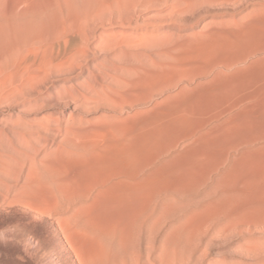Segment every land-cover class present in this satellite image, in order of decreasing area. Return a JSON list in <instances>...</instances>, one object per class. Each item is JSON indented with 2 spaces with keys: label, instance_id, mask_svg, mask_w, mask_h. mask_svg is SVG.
<instances>
[{
  "label": "rangeland",
  "instance_id": "obj_1",
  "mask_svg": "<svg viewBox=\"0 0 264 264\" xmlns=\"http://www.w3.org/2000/svg\"><path fill=\"white\" fill-rule=\"evenodd\" d=\"M24 1L5 9L15 23L0 66V264H264V123H245L246 100L264 104V0H99L96 16L86 0ZM85 17L89 28L76 27ZM200 80L193 181L160 148L196 126L186 113ZM126 164L134 206L109 185L99 193ZM148 198L150 227L108 239Z\"/></svg>",
  "mask_w": 264,
  "mask_h": 264
},
{
  "label": "bare ground",
  "instance_id": "obj_2",
  "mask_svg": "<svg viewBox=\"0 0 264 264\" xmlns=\"http://www.w3.org/2000/svg\"><path fill=\"white\" fill-rule=\"evenodd\" d=\"M13 1V0H12ZM15 1V0H14ZM25 2L24 0H16V2ZM85 1V0H84ZM86 1H89L88 3H90V8L94 9L93 10V16H96L98 14H100L101 12V5H99L101 2L99 0H86ZM85 1V3H87ZM99 1V2H98ZM111 1V0H110ZM113 1V0H112ZM111 1V3H112ZM124 0H114L113 3L119 7L120 5H122V2ZM11 2V1H10ZM9 0H0V51L1 54H0V66L2 65H6L7 62L9 61V52H8V49L10 46H12V38H11V34H12V31H13V25H14V20L10 17V15L8 14V12H6V8H8V4L10 3ZM15 2V3H16ZM56 3V6L57 8H61L60 10L64 9L63 8V5L64 6H69L70 4H72L74 2V0H53V3ZM12 3V2H11ZM84 3V2H83ZM112 3V4H113ZM23 4V3H22ZM81 4V3H79ZM113 4V6H115ZM7 5V6H6ZM10 5V4H9ZM84 5V4H83ZM89 6V5H88ZM74 8V7H73ZM8 10V9H7ZM46 10V9H45ZM69 10V9H68ZM74 10V9H73ZM81 10H82V7H81ZM50 11V10H49ZM48 11V12H49ZM53 11V10H52ZM57 11V10H56ZM80 11V10H79ZM47 12V13H48ZM63 12V11H62ZM61 12V13H62ZM66 12V11H65ZM64 12V13H65ZM75 12V11H74ZM44 13V12H43ZM63 13V14H64ZM69 13V11H67V14ZM45 14V13H44ZM54 14H56L54 12ZM59 14V13H58ZM67 14L64 15V17H67ZM96 14V15H95ZM62 15V14H61ZM50 16V15H49ZM60 16V15H59ZM46 16L43 15V14H36L29 22H31L30 25L32 26H35L34 24H40L43 19H45ZM60 18V17H59ZM68 18V17H67ZM62 18V21H63V25L65 27V29H72L73 28V25L71 23V21L67 20ZM94 18V17H93ZM93 18L92 20H90V17L89 19H87L85 17V19H83L82 21L80 20V22H78L76 25V27H79L81 28L82 30L86 27V28H89L87 27L88 24L90 25V23L93 21ZM24 21V20H23ZM90 21V23H89ZM24 22L21 23V26L20 28H22V30L24 29ZM75 25V24H74ZM36 26H39V25H36ZM35 26V27H36ZM85 28V29H86ZM70 36V39L75 40L76 36L73 35L72 33L69 35ZM88 40V39H87ZM85 37H81L80 39L78 38V42H79V46H82L84 44H86V41ZM19 45H23L25 44V40L21 39L19 40ZM82 43V44H81ZM78 45V44H77ZM58 48L60 47L61 48V44L59 43ZM65 47V46H64ZM68 49L67 47H65V50ZM76 47H73V48H69V52H72V51H76ZM2 69V68H0ZM129 159V158H128ZM130 160V159H129ZM121 163V162H120ZM126 163V162H125ZM127 165V164H126ZM129 171H128V174H121L119 170L117 171H114L112 170L113 172L109 175H107V177L105 178L106 181L104 182L103 179H100L102 180L104 183L101 184L102 187H99V193L103 192V189H108V185L112 187L111 191H114L113 193L111 192H108V193H111L113 194V196H115V200L117 202V205H132L136 196H137V186H139L140 184L138 183L137 181V176H136V173L135 171L133 170V168H129L130 166L127 165ZM135 167V166H134ZM115 168V167H114ZM113 169V167H112ZM101 181V182H102ZM99 184V183H98ZM97 184V185H98ZM139 184V185H138ZM96 187V185L94 186ZM139 188V187H138ZM90 189V188H89ZM93 189V187H92ZM73 190V189H72ZM109 191V190H107ZM85 192L84 194H80L81 197H84V196H87L89 195L88 191H83ZM97 193V191H95ZM106 192V191H105ZM115 194V195H114ZM71 195V194H70ZM78 195V194H77ZM95 195V194H94ZM109 196V195H107ZM106 196V197H107ZM93 197V195H92ZM100 197V196H99ZM98 197V198H99ZM149 197V196H148ZM86 198V197H85ZM96 198V197H95ZM92 200V199H91ZM148 201H146V206H145V211L144 212H138V209H136V207L133 209H136L134 210V212L131 213L130 215V218H129V223L127 225V233L124 232L125 230V224L126 223H122V222H117L115 223V225L112 227L113 231L110 232L111 234H106V236L108 235V239L110 238L111 240H119V239H122L124 240L125 242L128 241L131 237V235L133 236L134 232H137V230H139L140 228H143V227H150V222H151V213H152V201H151V198H148L147 199ZM112 201V200H111ZM93 202V200H92ZM114 202V201H113ZM135 204H133L134 206ZM120 206V207H121ZM92 207V206H91ZM132 208V207H131ZM132 209V210H133ZM123 219V218H121ZM126 220V219H125ZM80 227V226H79ZM149 229V228H148ZM111 231V230H110ZM134 237V236H133ZM132 237V238H133ZM134 239V238H133ZM110 240V241H111ZM122 240H121V243H122ZM108 241V240H107ZM127 243V242H126ZM127 245V244H126ZM128 246V245H127ZM106 247V246H105ZM127 251V250H126ZM125 251V253H127ZM124 252V251H123ZM124 253V254H125ZM102 255V254H101ZM100 261V260H99ZM98 262V261H97ZM100 263V262H99ZM92 264V263H91Z\"/></svg>",
  "mask_w": 264,
  "mask_h": 264
},
{
  "label": "crops",
  "instance_id": "obj_3",
  "mask_svg": "<svg viewBox=\"0 0 264 264\" xmlns=\"http://www.w3.org/2000/svg\"><path fill=\"white\" fill-rule=\"evenodd\" d=\"M199 91L197 98L191 102V106L187 109V115L189 120L196 122V126H192L184 130L181 136H175L176 139H180L182 143H174L173 146L166 144L164 148H160V156L169 158L181 157V162L185 165L184 171L191 174L192 176L184 177L185 180H197L201 181V80L197 85ZM256 101L261 102L264 99H260L261 96ZM264 97V96H263ZM246 107L249 109V115L245 123L246 125H254V123L262 124L264 123L263 119L255 120V117L263 118L264 116V104H254L255 99L246 100ZM248 101H253L248 103ZM259 106H261L259 108ZM257 107V111L254 112V108ZM230 112L232 111L231 108ZM249 140L252 141L253 137H249ZM251 146V145H250ZM234 147H237L235 145ZM154 155V152H153Z\"/></svg>",
  "mask_w": 264,
  "mask_h": 264
}]
</instances>
